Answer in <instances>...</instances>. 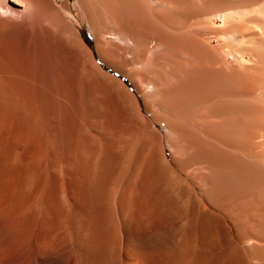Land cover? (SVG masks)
Returning a JSON list of instances; mask_svg holds the SVG:
<instances>
[{
  "label": "bare ground",
  "instance_id": "6f19581e",
  "mask_svg": "<svg viewBox=\"0 0 264 264\" xmlns=\"http://www.w3.org/2000/svg\"><path fill=\"white\" fill-rule=\"evenodd\" d=\"M14 25L6 222L74 244V264H264V0H0Z\"/></svg>",
  "mask_w": 264,
  "mask_h": 264
},
{
  "label": "rangeland",
  "instance_id": "374dc122",
  "mask_svg": "<svg viewBox=\"0 0 264 264\" xmlns=\"http://www.w3.org/2000/svg\"><path fill=\"white\" fill-rule=\"evenodd\" d=\"M75 1L76 0H55V3L58 6L62 2L74 3ZM74 15H76V12H74ZM11 27L10 26L0 27L1 29L0 30V39H1L0 45L6 46V44L13 43L17 38L21 36V32L25 33L24 29L23 31H21V29H18L16 25L11 26ZM81 32L84 37L85 43L91 49V51L95 53L94 44H93V40L91 36L83 28H81ZM95 58H96L97 63L101 65L105 73L109 75H113L117 78H120L125 84H127L130 88H132V85L130 84L128 79L120 77L118 74H116L115 72L111 71L109 68L104 66L99 61L96 54H95ZM25 63H26V65L24 64L25 67L27 66L26 70L28 69V71L30 72L32 70V67H31V63L29 62V57H27V59L25 58ZM68 72L70 73V71ZM71 75L69 79L73 78V77L71 78ZM71 91L72 90L70 87L66 89V97H67L66 99L67 100H69V98L71 97V94H70ZM89 95H90L89 88H86L85 96L89 98ZM138 99L140 100L139 97ZM101 105L102 103L100 102L96 103V106L99 109H101L100 108ZM157 127L159 128V126ZM42 136H43L42 133L39 134V136L37 134L35 137L36 140L33 138L34 141H32V143L31 142L29 143L31 144V156L34 158L38 157L37 153L40 154L42 149H43L42 152L46 155L47 147L43 146L42 149L39 150V147L37 144L39 140H42ZM43 158L45 157H42V159ZM35 160L36 159H33L32 161H35ZM60 162H61V165L63 164L64 166V162L61 160ZM49 164L50 162H48V164L46 162V167L43 170L46 176L48 177L52 176V172L50 171ZM2 205L3 204H0V264H74L72 261V257H71L72 253L77 251L76 250L77 248L74 246V244L72 245V243L70 242L57 243V242L52 241L49 237H46L43 234H38L37 232L31 235L30 240L27 239V235H29L28 231L31 230L30 228L31 223H29L30 220L26 219L25 217H20L16 221L13 220L10 222L9 221L6 222V220L3 218L2 213H1L2 207H3ZM55 205H57L58 207L60 206V204H55ZM42 217H45L46 221L48 222L50 221V217H48L47 215L45 216L38 215L37 219H35L34 221V223L36 222V226L38 225L37 223H39ZM15 225L17 227H15ZM68 251L70 252L68 253ZM77 264H82V263L78 262Z\"/></svg>",
  "mask_w": 264,
  "mask_h": 264
}]
</instances>
